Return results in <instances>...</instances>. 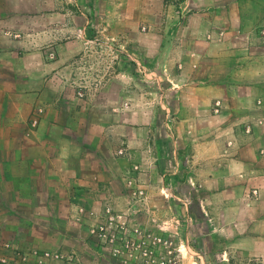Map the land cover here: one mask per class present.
Wrapping results in <instances>:
<instances>
[{
  "label": "rangeland",
  "instance_id": "obj_1",
  "mask_svg": "<svg viewBox=\"0 0 264 264\" xmlns=\"http://www.w3.org/2000/svg\"><path fill=\"white\" fill-rule=\"evenodd\" d=\"M198 1L220 7L221 22L227 24L232 6L264 7V0H173L177 24L202 22ZM259 16L251 14V18ZM9 38L21 42L13 50L23 57L13 63L11 72L23 74L22 79L28 81L26 93L34 97L29 125L35 117L40 123L46 102H75L80 109L94 102L110 108L109 101L117 96L119 87L137 86L143 103L137 106V114L128 108L132 123L128 136L146 139L140 149L149 157L157 149L167 156L150 157L163 171L153 170L157 174L151 178L149 170L143 169L149 168L148 164L128 166L122 180L123 202L81 203L74 207L70 221L50 223L56 231H68L72 236L44 235L41 223H31L32 228L25 223V228H20L24 236L16 237L11 250L4 247L9 254L0 258V264H9L3 260L13 259V251L26 258L27 264H35L36 253L46 251L58 253L66 262L79 260V255L81 261L91 264H264V199L260 190L245 189L244 200L238 205L232 198V204L213 200L204 206L211 191L184 177V160L176 167L170 164L172 152L186 150L182 143L191 137L185 127L172 124L174 115L168 105L167 91L172 84L170 49L165 42L170 38V0H0V47ZM226 67L232 70L234 63L224 60ZM106 87L112 92H104ZM207 112L194 136L222 139L234 132L224 125L226 119L216 118L226 110L215 114L211 107ZM251 125L254 130L264 128ZM229 149L236 150L230 142L221 141L220 146L206 151L227 155ZM261 149L251 145L244 151L246 158ZM117 154L129 158L125 148ZM149 183L166 186L154 190L156 200L149 198ZM139 189L145 191L146 200L135 194ZM225 190L227 197L237 196L236 190Z\"/></svg>",
  "mask_w": 264,
  "mask_h": 264
},
{
  "label": "crops",
  "instance_id": "obj_2",
  "mask_svg": "<svg viewBox=\"0 0 264 264\" xmlns=\"http://www.w3.org/2000/svg\"><path fill=\"white\" fill-rule=\"evenodd\" d=\"M201 4L198 1L202 22L182 25L177 24L172 11L177 6L170 0V38L165 42L170 49L172 84L167 91L168 105L174 115L172 124L182 125L191 134L182 143L186 150L172 152L170 164L176 167L184 160V177L211 191L204 206L213 200L232 204V198L238 205L244 200V190L250 188L259 189L264 199V149L250 153L248 159L244 153L251 145L264 148V128L257 127L252 135L242 131L264 119V7L232 6L227 24L221 22L220 7ZM183 6L185 1L181 10ZM252 13L260 16L251 18ZM4 42L0 47V238L5 240H0V258L8 256L4 249L7 244L15 245L16 237L24 236L20 228H25V223H41L44 235L72 236V232L56 231L50 223L70 221L74 207L81 203L98 206L123 202L122 180L128 166L148 164L149 168L143 169L149 170L151 178L157 174L153 170L163 171L150 157L167 156L157 149L149 157L140 149L146 139L128 136L132 123L127 113L133 108L137 114V106L143 103L141 87L137 86L119 87L117 96L109 101L110 108L98 107L94 102L83 109L75 102H46L40 123L29 125L34 97L26 93L28 81L22 79L23 74L12 73L10 68L16 60H23L13 50L21 42L10 38ZM224 60H231L234 69L224 68ZM111 90L104 88V92ZM217 101L224 105L222 113L226 112L216 118L226 119L224 125L234 132L222 139L194 136L196 127ZM174 110L182 114L176 115ZM221 141L230 142L236 150L229 149L227 155L206 151L220 146ZM120 148L127 150L129 158L117 154ZM147 187L149 198L156 200L154 190L166 186L149 183ZM226 188L236 190L237 196L227 197ZM53 255L51 264H91L81 261L79 255L74 262L62 260L58 253Z\"/></svg>",
  "mask_w": 264,
  "mask_h": 264
},
{
  "label": "built area",
  "instance_id": "obj_3",
  "mask_svg": "<svg viewBox=\"0 0 264 264\" xmlns=\"http://www.w3.org/2000/svg\"><path fill=\"white\" fill-rule=\"evenodd\" d=\"M262 34L264 35V28L262 29ZM222 109H223V103L221 101H217L214 106V113L220 114L222 112ZM38 122H39L38 118L35 117L33 119L32 126L36 127V125H38ZM257 124L260 126H264V119L260 120ZM253 130H254L253 126L249 124L245 132L246 134H251ZM119 154L123 155L124 153L123 151H120ZM135 168L137 169V167ZM135 194L138 195L141 200H146V198L143 197L145 195V191L143 189H139ZM257 194H258V191H254V195H257ZM5 248H7L8 250H11L13 248V245L7 244ZM34 258L36 260L35 264H51V261L55 258V256L53 255V253L46 251V252L36 253ZM26 261H27L26 258H22L21 256L18 255L17 252L13 251V259L10 264H27ZM3 262L5 263L7 262V260H3ZM167 264H170V263H167Z\"/></svg>",
  "mask_w": 264,
  "mask_h": 264
}]
</instances>
